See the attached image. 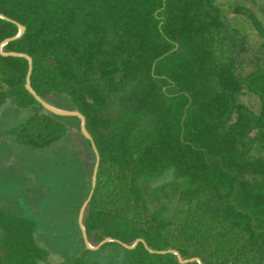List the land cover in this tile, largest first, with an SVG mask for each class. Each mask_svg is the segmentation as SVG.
Returning a JSON list of instances; mask_svg holds the SVG:
<instances>
[{
  "label": "trees",
  "instance_id": "16d2710c",
  "mask_svg": "<svg viewBox=\"0 0 264 264\" xmlns=\"http://www.w3.org/2000/svg\"><path fill=\"white\" fill-rule=\"evenodd\" d=\"M0 15V45L24 28L0 49V111H29L0 137L42 150L69 132L26 90L28 61L4 55L21 53L33 92L67 98L98 152L92 245L142 240L101 246L124 264H264V0H0ZM36 229L0 209V264H48Z\"/></svg>",
  "mask_w": 264,
  "mask_h": 264
},
{
  "label": "rangeland",
  "instance_id": "374dc122",
  "mask_svg": "<svg viewBox=\"0 0 264 264\" xmlns=\"http://www.w3.org/2000/svg\"><path fill=\"white\" fill-rule=\"evenodd\" d=\"M52 107L74 111L62 95L45 98ZM9 105L0 111V134L25 119ZM68 134L42 150L18 147L0 137V209L36 222L35 239L48 251V264H66L83 249L77 216L90 188L94 157L71 118H63ZM99 264H124L118 247L89 254Z\"/></svg>",
  "mask_w": 264,
  "mask_h": 264
},
{
  "label": "water",
  "instance_id": "95a60500",
  "mask_svg": "<svg viewBox=\"0 0 264 264\" xmlns=\"http://www.w3.org/2000/svg\"><path fill=\"white\" fill-rule=\"evenodd\" d=\"M0 18H3L5 20H8L7 18H5L4 16L0 15ZM19 29V32L18 34L13 37V38H8L6 39L1 45H0V49L2 48L3 45H5L6 43H8L9 41L13 40V39H16L18 38L23 32H24V28L22 26H20L19 24L15 23ZM4 55H11V56H16V57H23L25 58L27 61H28V70H27V75H26V79H25V88L26 90L29 92V94H31L34 99L49 113L53 114V115H56V116H64V117H75L77 119H79L80 121V132H81V135L87 140L90 142V145H91V149H92V152H93V155H94V159H95V162H94V167H93V171H92V175H91V180H90V189H89V192L87 194V197L86 199L84 200V202L81 204L80 208H79V211H78V216H77V225H78V228H79V231H80V234H81V238H82V242H83V245H84V248L87 249L88 251H95L97 249H99L101 246H103L104 244H107V243H115V244H118L120 245L122 248L124 249H132L135 247V245L139 242H142V240L140 239H136L134 241V243L132 245H127V244H124V243H121L120 241L118 240H115V239H112V238H105L104 240H102L101 242H99L98 244L96 245H92L89 240H88V237H87V234L85 232V228H84V225H83V215H84V212H85V209L88 205V202L90 201L91 199V196L93 194V191H94V188H95V182H96V173H97V168H98V164H99V155H98V152L95 148V145L89 135V133L87 132L86 130V127H85V118L76 110L74 111H66V110H61V109H57V108H54L52 106H50L44 99H42L41 97L37 96L33 90L31 89V86H30V82H29V77H30V74H31V70H32V62H31V59L29 56L27 55H24V54H21V53H8V54H4ZM143 243V242H142ZM145 248L146 245L145 243H143ZM166 252H170V253H173L179 262L183 263L184 261L180 258L179 254L174 251V250H168V251H159L157 253H166ZM194 259H189V261H193Z\"/></svg>",
  "mask_w": 264,
  "mask_h": 264
}]
</instances>
